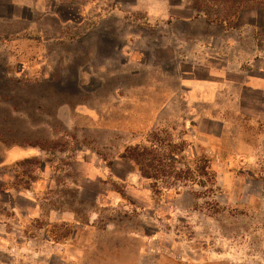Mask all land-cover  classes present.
<instances>
[{
	"label": "rangeland",
	"instance_id": "1",
	"mask_svg": "<svg viewBox=\"0 0 264 264\" xmlns=\"http://www.w3.org/2000/svg\"><path fill=\"white\" fill-rule=\"evenodd\" d=\"M22 1L0 0V264H264L260 1L229 23L221 0ZM160 140L184 152L156 184L121 156Z\"/></svg>",
	"mask_w": 264,
	"mask_h": 264
},
{
	"label": "trees",
	"instance_id": "2",
	"mask_svg": "<svg viewBox=\"0 0 264 264\" xmlns=\"http://www.w3.org/2000/svg\"><path fill=\"white\" fill-rule=\"evenodd\" d=\"M195 0H192V2ZM226 5V16L224 19H217L220 23H229L232 20L237 19V14L240 9L253 7L254 0H221ZM259 5L264 6V0H258ZM250 2L252 4H250ZM196 6H203L201 2L196 0ZM207 6V5H206ZM201 9V8H199ZM209 17V14L207 15ZM156 138V137H155ZM158 145H145L128 147L122 154L121 159L129 162L142 177L148 179L154 183H158L159 180L169 177L174 170V166L179 162V157H182V147L179 145H173L171 142L165 146L163 141H159ZM42 146V145H41ZM43 148V147H41ZM164 150V151H163ZM27 161H30L29 159ZM26 161V162H27ZM196 166H188V173L192 176V184L200 187L211 186L213 184V174L208 169V163L204 159L196 160ZM183 173H178V178L182 177ZM186 176V174L184 175ZM211 189H207L210 191Z\"/></svg>",
	"mask_w": 264,
	"mask_h": 264
},
{
	"label": "crops",
	"instance_id": "3",
	"mask_svg": "<svg viewBox=\"0 0 264 264\" xmlns=\"http://www.w3.org/2000/svg\"><path fill=\"white\" fill-rule=\"evenodd\" d=\"M20 6L23 7L24 9H27L29 8V10H33L36 11L38 9V7L40 6V2L38 0H23L21 3H20ZM34 27H32L33 29Z\"/></svg>",
	"mask_w": 264,
	"mask_h": 264
},
{
	"label": "bare ground",
	"instance_id": "4",
	"mask_svg": "<svg viewBox=\"0 0 264 264\" xmlns=\"http://www.w3.org/2000/svg\"><path fill=\"white\" fill-rule=\"evenodd\" d=\"M16 152V151H15Z\"/></svg>",
	"mask_w": 264,
	"mask_h": 264
}]
</instances>
